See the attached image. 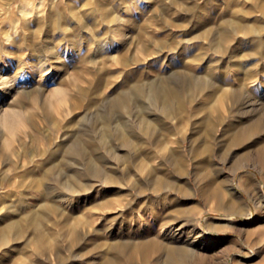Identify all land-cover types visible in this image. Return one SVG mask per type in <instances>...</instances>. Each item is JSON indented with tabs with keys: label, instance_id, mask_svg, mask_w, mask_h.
I'll list each match as a JSON object with an SVG mask.
<instances>
[{
	"label": "rangeland",
	"instance_id": "rangeland-1",
	"mask_svg": "<svg viewBox=\"0 0 264 264\" xmlns=\"http://www.w3.org/2000/svg\"><path fill=\"white\" fill-rule=\"evenodd\" d=\"M260 3L0 0V227L48 198L52 181L43 173L52 164L65 175L92 160L121 176L139 156L148 161L142 202L131 213L126 206L98 213L100 237L95 229L70 246L69 235L57 233L58 247L37 253L34 229L25 226L22 235L16 227L0 241V264H99L107 256L130 264L125 254L136 264H162L165 245L188 247L187 262L179 264H264V161L252 157L264 146V52L255 53L264 49ZM225 20L233 26L220 50L212 34L220 35ZM181 67L252 103L221 98L212 87L194 96L185 91L171 115L142 96L127 107L112 105L133 82L147 85ZM74 139L88 157L65 153ZM171 151L183 159V171L165 160ZM198 152L205 160L195 168ZM153 173L164 179L158 191L148 178ZM94 187L138 194L129 185ZM95 241L103 248L91 257Z\"/></svg>",
	"mask_w": 264,
	"mask_h": 264
},
{
	"label": "bare ground",
	"instance_id": "bare-ground-1",
	"mask_svg": "<svg viewBox=\"0 0 264 264\" xmlns=\"http://www.w3.org/2000/svg\"><path fill=\"white\" fill-rule=\"evenodd\" d=\"M260 9L261 11H264V4L260 3ZM109 14L110 13L108 12L106 13L107 16ZM232 26L233 23L231 21L225 20L223 23V28L220 31V35L217 36L216 33L212 34L213 35L212 41L216 42L215 46L217 49L219 48L221 50L224 48L223 42L228 38V32L231 30ZM240 28L243 29L246 32V34H250L254 32L253 26H248V27L240 26ZM209 31L210 30H207L206 33L207 35L211 33V31L210 32ZM263 52L264 49H262L261 47L255 50V53L263 54ZM182 67L181 69L176 68L173 71L165 73L159 79H151L147 85H144L140 81L133 82L128 87L129 92L119 93L112 98L111 100L112 105L118 107L119 106L127 107L128 103L131 101L133 96H142L145 97L149 102L158 101L160 103L159 108L161 107L164 113L171 115V113L175 111L173 110V108L175 107L173 103L175 102L179 103L182 100L185 91L189 93V96L190 95L194 96V94H196L197 92L212 87H214V89L219 92V96L221 98L226 96L227 97L232 96L236 101H240L244 103L245 102L252 103V100L247 99V95H245L246 97H244V94L242 92L241 93L235 91L231 92L229 90V87H225L224 84L216 83L215 81L212 80V78L210 79L209 77L202 74H193L189 71V69ZM101 116L102 117L106 116V113L103 112ZM125 141L126 143H129L128 140L125 139ZM65 153H67L68 156L74 155L79 159L88 157L87 156L88 153L86 154L82 150L80 141L78 139H74L69 143ZM198 153L199 154H197V156H199L200 158H198V160L196 161L195 168H197L199 164L202 163L201 160L203 159L201 153L200 152ZM113 154H114L113 156L118 161H122L126 159L125 156L118 155L116 153ZM253 156H257L259 160L263 162L264 146L258 149L257 153L252 154V157ZM139 158L140 161L138 163L133 162L129 170L123 173V175L121 176L117 175L115 172L104 170L98 163L92 160H88V164L82 170H79L78 167L76 166H72V167H76L74 168V171L67 173L65 175H63V173H61L60 170L57 169V167L54 164L48 166L47 168H45L43 173L44 177L50 180V183L52 181V183L49 184L50 186L48 185L49 188H47L46 196L48 198L45 200H43L44 198L42 200L39 199L41 201H39L36 204V207L30 208L27 211H23L22 212L23 215L21 216L22 218L21 220H19L20 219L19 218L17 220V223L10 222L5 226L0 227L1 243L6 242L8 233L11 234V231L14 228L17 227V233H21L23 232L25 226H29L32 229H34L32 244L37 253H46L47 251L54 250L56 247H58V244L55 242L56 241L55 236L57 233H64V232L67 233L70 237V241H68L70 246L74 245V243L78 240L80 236L84 235L86 239V237H88L90 233L94 232L95 229L98 230L95 233V238L100 237L101 230L103 229V227L98 226V228H96L97 227L96 219L98 218L97 217L98 213L105 210L114 211V209H119L120 207L123 206H126V210H129V212L131 213L136 211V207H134L133 204L135 202L136 203L142 202L141 196L145 192L143 176L144 173L146 172L148 161L145 160L146 158L143 159V157L140 156ZM166 159L170 161L173 168L181 169L182 171L184 170V163H183L184 161L175 152L171 151L169 154H167L165 160ZM204 160L205 158L202 161L204 162ZM70 162L74 163L75 161L74 162L70 161ZM157 168L159 167H155V171ZM136 174L139 175V177L134 178L133 176H135ZM81 175H89L91 181L84 182L81 179ZM148 178L150 183L152 184L153 189L156 191H158L159 186L161 184L163 185L164 183V179L158 173H153L152 175L149 174ZM39 180L40 179H38L37 177L35 178L34 181L38 183L40 182ZM103 184H111V185L113 184L123 189L125 186L129 185V187L131 188L138 189V194H137L138 196L134 195L133 193H128V194L114 193L115 195L112 196V193L114 191L113 187L105 189L104 191H101V189L99 188L95 189L96 187H94L98 185L102 186ZM56 188H62L63 192L60 194L59 193L55 194ZM129 195H131L132 197L130 198ZM73 197H75V199L77 198L80 201L77 200L78 203H76L68 200V199H72ZM63 200L64 201L66 200V202L70 204L71 206L70 209L66 207L67 204H65ZM125 202L127 203V205H125ZM74 208H76L79 211L74 210ZM25 209L27 208L25 207ZM126 210L124 209V211H122L120 214L117 213L114 216V218H118L119 215H123ZM179 212L185 213V209L180 208ZM53 217L55 218L53 219ZM107 231L108 233L110 232V235L115 233V231L111 229H108ZM24 232L23 234L22 233L21 234L24 235ZM13 233L11 235H13ZM114 244H111L110 248L116 250V248L118 247L117 245ZM153 245H155V243ZM121 246H124L122 249H126L125 246H127V244L125 243L122 244ZM141 246L146 247V246H151V244H145V246L143 244ZM164 247L167 252L163 258L162 264H179L181 260L186 261L189 252H188V247H186L185 245L183 246L165 245ZM99 248L101 250L103 247L101 246V244L95 241L92 244V248L90 250L92 251L91 257L95 256L96 253L94 252L99 250ZM123 257H125L126 260H130L129 261L130 264H136L133 262L131 256H126L125 254L123 255ZM36 264H41L40 260L39 261L37 260ZM99 264H125V263H123L122 260L116 258L115 256H107V258H105ZM194 264L197 263L195 262Z\"/></svg>",
	"mask_w": 264,
	"mask_h": 264
}]
</instances>
